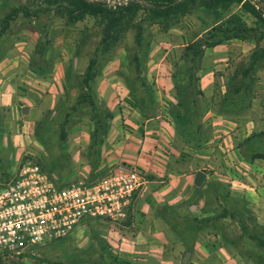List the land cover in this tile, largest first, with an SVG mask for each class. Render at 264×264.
Here are the masks:
<instances>
[{"label":"crops","instance_id":"1","mask_svg":"<svg viewBox=\"0 0 264 264\" xmlns=\"http://www.w3.org/2000/svg\"><path fill=\"white\" fill-rule=\"evenodd\" d=\"M35 37V33L20 29L12 47L0 59V121L16 155L13 162L7 163L9 174L20 155L27 152L35 155L40 151L32 134L33 125L61 95L64 70L70 59L74 68L77 59L83 62L82 56L74 58V49L65 56L64 36L60 31L54 38V68L45 74L30 72L28 56ZM154 51L157 49L148 52L144 63L146 81L151 84L154 100L150 117L143 118L138 109L127 103L128 89L116 74L121 69L132 78V66L113 59L100 69L98 61L92 90L99 105L108 109L111 117L95 168L91 167L88 156L90 127L87 119L83 118L66 137L71 165L68 181L90 183L96 180L99 171H117L121 169L120 164L141 172L144 181L133 191L121 221L82 220L78 230L62 240L77 243L81 236L87 238L85 245L79 247L83 249L93 242L90 235L94 233L106 241L112 253L130 264H183L180 258L186 248L158 213L160 206L171 205L177 206L175 211L179 217L196 228L185 264H254L220 233L221 229L227 237H238L240 230L235 219L229 216L215 221L206 219L220 211L223 204L218 197V200L213 198L206 202L208 185L216 182L220 184L219 189L245 202L243 218L246 223L250 220L257 228L264 227V159L245 160L236 150L237 143L253 130V126L248 121L237 122L236 114L213 108L211 102L215 96L208 95L214 84L213 69L218 66L215 62L220 60L218 51L215 48L204 50L196 73L202 91L198 103L199 97L207 103L200 109L204 138L198 145L179 135L166 116L165 102L174 101L171 80L174 67L172 62L165 60L166 51L158 53L153 60ZM197 170L204 173L198 191L193 185Z\"/></svg>","mask_w":264,"mask_h":264},{"label":"trees","instance_id":"2","mask_svg":"<svg viewBox=\"0 0 264 264\" xmlns=\"http://www.w3.org/2000/svg\"><path fill=\"white\" fill-rule=\"evenodd\" d=\"M10 1L0 0V59L12 47L16 33L22 28L27 29L36 34L27 63L28 70L34 74H45L54 68L56 31L51 26L54 17L62 19V29L71 28L76 22L89 16L96 17L102 23L99 39L89 54L83 71L76 70L70 59L64 70L61 95L51 109L42 113L32 128L34 140L41 148L34 156V162L59 186L69 182L67 178L71 170L70 156L66 149L67 134L83 118L87 119L90 127L89 162L92 168L97 165L99 148L111 115L108 109L101 107L96 100L92 82L99 58L117 46L121 34L126 29L133 30L134 46L130 50L126 49L124 56L128 65L132 66L134 76L130 78L121 69H118L116 74L122 78L128 89L127 103L138 109L143 118H147L154 111L151 84L146 81L144 72L148 54L147 25L156 24L167 30L177 21L178 16L184 13L199 11L206 15L209 12L227 11L232 5L238 6L237 11H229L225 16L204 26L199 35H195L184 44L178 61L172 62L174 101L165 102L163 109L176 132L188 142L198 145L204 138V132L201 131L199 117L201 110L198 103V96L202 95V91L197 84L196 73L204 50L232 38H245L248 32L255 30L256 27H249L242 21L239 12H246L254 17L255 26H264L261 12L247 0H127L114 7L107 6L102 0H35L30 6L16 5ZM80 49L79 44L75 46L74 58L80 56ZM263 57L264 48L253 50L249 55L248 65L233 70L231 76L226 79L223 92L218 96V102L216 101L218 111L238 115L248 107L253 82L252 73ZM4 134L6 131L0 121V146ZM236 150L245 160L264 159V128L251 131L244 136L237 143ZM2 161L0 158V178H5L9 175L7 173L9 162ZM105 172L99 171L96 178ZM219 186L220 184L216 182L208 185L209 197L206 202L219 198L223 204L220 211L206 219L215 221L224 216L235 219L240 230L239 236L227 237L220 229L223 239L254 264H260L259 260L264 257V238L258 233H252L245 222L243 218L245 202L230 196L228 192L219 189ZM196 190L199 188L196 187ZM176 208L177 206L162 205L158 213L186 250H191L196 228L187 224L185 218L179 217ZM251 225L257 228L254 223ZM90 238L92 243L83 249L73 251L65 262L54 264H130L112 253L103 238L94 233H91Z\"/></svg>","mask_w":264,"mask_h":264},{"label":"built area","instance_id":"3","mask_svg":"<svg viewBox=\"0 0 264 264\" xmlns=\"http://www.w3.org/2000/svg\"><path fill=\"white\" fill-rule=\"evenodd\" d=\"M102 1L114 7L127 0ZM247 1L264 19V0ZM9 175L0 178V260L55 243L75 233L82 220L121 221L144 181L136 169H119L90 183L71 180L59 186L29 160L19 161Z\"/></svg>","mask_w":264,"mask_h":264},{"label":"rangeland","instance_id":"4","mask_svg":"<svg viewBox=\"0 0 264 264\" xmlns=\"http://www.w3.org/2000/svg\"><path fill=\"white\" fill-rule=\"evenodd\" d=\"M32 1L35 0H11L10 3L30 6ZM237 9L238 6L232 5L227 11L221 13L219 11H215V13L209 12L206 15L199 11L184 13L179 15L177 21L170 25L167 30H163L156 24H148L146 27L149 32L148 52L153 48L157 49L156 52L154 51L155 56L154 54L152 56V59L154 60L158 53H164L166 51L165 60L176 62V60L178 61V56L184 44L191 40L195 35H199L204 26H208L213 20L223 15L225 16L227 12L237 11ZM239 14L242 21L247 26L256 28L255 30L248 32L245 38H232L212 47L218 51L217 56L220 58V60L215 62L218 66L213 69L214 84L210 88V91H208V95L211 93L215 96L214 100L211 102L213 108L217 107L218 96H220L222 93L221 91L224 90L226 79L231 76L233 70L246 67L248 65L250 53L253 50L264 48V26H255L254 17L246 12H239ZM61 21L62 19L54 17L51 22L52 29L56 32L61 31L64 36L62 47L65 50L66 57L73 51V49H75L76 45L79 44L81 46L80 56L83 57V62L82 60L79 62L77 59L76 68L82 72L89 54L99 39L102 23L99 22V19L96 17L89 16L76 22L71 28L62 29ZM133 46V30L128 28L121 34L117 46L109 51L108 54L99 58V68H104L113 59L118 61V63L121 61L123 64H128V61L124 56V51L126 49L130 50ZM212 48H206L205 50H210ZM252 74L253 82L249 94V105L237 115L236 119L238 120L237 122L242 124L245 121H248L249 124H252V131H254L264 128V57L262 58L261 63L256 66ZM199 99V106L202 110L204 106H207V103L204 104L200 97ZM3 138V142L0 146L1 161L8 160V162H13L16 158V155L14 154L15 150L12 146L10 147L5 134ZM35 155L29 154L28 152L23 153L13 167L15 168L19 161L22 162L29 160L34 162L33 158ZM251 223L250 220H247V225L250 231L252 233H258L264 238V227L255 228ZM230 233H233V231L230 230ZM233 237H235V234H233ZM86 242L87 238L85 240L82 236L81 240L77 243L74 242V240L63 241L60 239L55 243L40 246L30 254L9 256L4 260H0V264H54L63 261L65 257H70L73 251L80 249L79 247L85 245ZM259 261L260 264H264V257Z\"/></svg>","mask_w":264,"mask_h":264},{"label":"water","instance_id":"5","mask_svg":"<svg viewBox=\"0 0 264 264\" xmlns=\"http://www.w3.org/2000/svg\"><path fill=\"white\" fill-rule=\"evenodd\" d=\"M22 111L25 112L26 110L24 111V109H22ZM118 167L121 168V169H124V170H130L131 169V167L129 165H126V164H120ZM203 177H204V173L202 171H200V170H197L195 172V174H194L193 185L198 187L201 184V182L203 180ZM189 255H190V251L189 250H184L182 252L180 261L183 264H185L187 262V259H188Z\"/></svg>","mask_w":264,"mask_h":264}]
</instances>
